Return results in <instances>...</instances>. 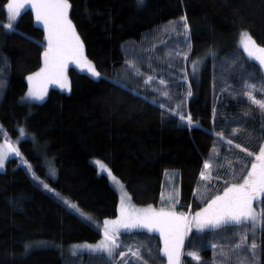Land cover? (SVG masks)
Listing matches in <instances>:
<instances>
[{
  "label": "trees",
  "instance_id": "1",
  "mask_svg": "<svg viewBox=\"0 0 264 264\" xmlns=\"http://www.w3.org/2000/svg\"><path fill=\"white\" fill-rule=\"evenodd\" d=\"M6 2L0 0V25L7 21ZM70 3V17L85 55L101 76L91 77L70 67L68 93L50 88L42 102L22 103L26 77L42 66L46 43L43 29L26 6L15 22V31L0 27V71L5 82L0 89V142L18 140L20 156L31 171L62 200L77 204L99 224L117 216L118 194L109 176L98 173L93 159L111 169L137 206H165L160 195L166 175L172 173L176 210L200 208L198 179L204 161L220 145L215 133L223 132L226 140L250 151L264 136L258 126L260 109L243 95L245 81L264 87V73L238 46L242 31L264 46V0H144L142 6L137 0ZM181 16L190 25L188 59L204 60L197 76L189 79L186 112L192 126L145 98H152L148 92L138 93L139 87L122 79L120 72L134 47L146 45L147 35ZM249 73L255 79H249ZM217 90L222 92L216 96ZM254 94L264 96L260 90ZM20 127L33 141L21 139ZM232 129H238L236 135ZM239 156L243 152L234 148L222 159ZM50 167L55 168L54 176ZM255 205L258 212L264 209V197ZM100 236L75 211L43 190L19 158L7 160L0 172V264H113L102 254L65 253L72 243H94ZM192 238L198 250L203 247L204 235ZM255 238L258 264H264V224ZM120 239L135 248L143 246L149 264H163V256H157L158 235L131 231ZM185 243V252L194 250L188 240ZM25 244L31 245L27 252ZM149 246L151 258L144 252ZM200 255L206 261L211 257L208 248ZM131 264L138 262L133 259ZM183 264L196 263L184 256Z\"/></svg>",
  "mask_w": 264,
  "mask_h": 264
},
{
  "label": "snow or ice",
  "instance_id": "2",
  "mask_svg": "<svg viewBox=\"0 0 264 264\" xmlns=\"http://www.w3.org/2000/svg\"><path fill=\"white\" fill-rule=\"evenodd\" d=\"M144 0H137L138 6H142ZM30 5L32 13H34L35 21L43 25L45 33L44 51L42 54L43 65L36 72L27 76L29 83L26 99L43 100L47 92L49 84H57L60 88L70 90V82L67 75L68 65L75 64L81 71H86L92 77L99 78L101 73L96 69L94 63L88 59L84 52V44L76 30V26L70 17L72 4L70 0H7L3 5V9L7 13V23L0 25L7 31H15V22L21 15L22 9ZM180 21L183 27L184 40L191 48L190 42V25L186 16H181ZM175 30V29H173ZM23 35V34H21ZM240 44L243 47L247 57L258 63L261 70H264V46L258 45L251 35L242 31L240 33ZM180 55V53H177ZM187 58V53H183ZM6 63V61H5ZM128 67L134 70V74H142L132 61L127 62ZM197 62L193 61V69L195 70ZM249 79H255L253 74L249 73ZM186 79V76L184 77ZM153 80L152 76L147 77L146 83ZM159 84L164 86L163 90H159L163 97H169L167 90V81L163 78L159 79ZM5 82L0 79V87H4ZM245 91L243 95L264 112V98H257L254 94L256 84L245 81L243 85ZM264 93V87L260 89ZM188 95H191L189 91ZM164 108V104L159 105ZM179 105H177V109ZM179 117V120L186 122L192 126L193 120L190 114L170 109ZM247 115V113H246ZM2 129V126H0ZM20 135L23 136L24 129H19ZM238 129H232V134L236 135ZM217 137L224 138L223 132L215 133ZM227 144L232 145L233 141L227 139ZM237 149H241L250 160H241L239 174H234L231 181L224 182L223 190L216 191L212 195L204 199V206L195 212H180L176 210L178 201L173 193H169L167 197L161 194V202L164 204L165 199L168 201L165 206L155 208L152 205L138 208L131 203V197L123 191L117 177L113 175L111 169L102 161L97 160L96 164L100 169L106 171L113 182L117 183L121 189L119 215L114 220L105 219L100 230L102 239L95 244H86L83 246L90 253H98L106 255L110 262H118V264H131L128 259V253L136 259L138 264H148V259L142 254L143 246L133 249L130 245L126 251H121L125 247L118 239L121 230L145 229L148 232H158L162 247L157 250V256L162 254L166 258V264H182V257L185 255L184 246L185 238L195 228L198 232L206 233L208 231L215 232L218 236L222 234V230L238 229L235 234L234 242L230 244L210 245L214 252L213 264H255L256 252L259 247L257 244L255 233L258 224H264V209L257 211L253 202L264 197V138L258 143V151H250L248 147L241 148V144L235 145ZM20 156V149L8 139L0 144V168H3L4 162L8 154ZM215 154V149H214ZM27 164V161H24ZM250 164V167L247 165ZM212 163L205 160L203 169L200 172L202 180L211 178ZM31 171V165H28ZM50 174L55 175V168L50 167ZM33 178L36 179L43 187L52 191L58 197L59 193L55 189L50 188L49 184L44 183L33 172ZM64 203L70 208L80 213L85 219H91L79 209L78 205L70 202L66 198ZM81 246H74L72 255H77ZM31 248L30 244H25L24 249L27 252ZM201 247L196 251L187 252V256L202 264L200 251ZM149 258L152 257L151 247L144 249Z\"/></svg>",
  "mask_w": 264,
  "mask_h": 264
},
{
  "label": "rangeland",
  "instance_id": "3",
  "mask_svg": "<svg viewBox=\"0 0 264 264\" xmlns=\"http://www.w3.org/2000/svg\"><path fill=\"white\" fill-rule=\"evenodd\" d=\"M28 7L30 8V5H28ZM33 16H34V13H33ZM7 22L8 21H6V23ZM34 22L39 27H41L43 29V25L35 21V17H34ZM6 23H4V24H6ZM173 29H175V30H173ZM144 44H146V45L143 46V44H140V46L134 47L135 50H133L129 54V57L126 60L125 65L120 70L122 79L126 80L127 82H130L131 84L138 86L139 87L137 90L138 93L141 92L142 90L148 92L149 95L152 96V98L149 96H145L143 94L142 95L145 98H147L149 101H153L158 105L164 104L165 106L163 109H167L168 111L170 109H175L176 111H179V112L183 113L184 115H188L186 112L187 111L186 110V102L188 101V99L190 97V95H188V93H189V91L191 92V88L189 85V79L191 76H193V77L197 76V73L200 71V69L203 66L204 60L188 59V54H189L190 49L188 48V45L184 40L182 22L180 20L177 22H170V23L166 24L165 26H162L160 29H157L156 31L155 30L152 31L149 35L146 36V41L144 42ZM238 46L243 51L245 56L247 57V53L244 52L243 47L240 44V34L238 37ZM177 53H180V55H178ZM183 53H187V58L184 57ZM128 61L134 62L136 67L140 70V73H142V74H134V70L130 69L128 67V64H127ZM193 61L197 62L195 70L193 69ZM255 63H257V62H255ZM42 65H43V62H42ZM70 67H74L78 71L91 76L86 71H81L79 68L76 67L75 64H72V63H70L68 65L67 75H68V70ZM262 72L264 73V70H262ZM28 75H30V74H28ZM149 76H152L153 80L146 83L147 77H149ZM185 76H186V79L184 78ZM160 78H163L167 81V90L169 92V97H167V98L163 97L160 94V91H158V89L159 90L164 89V86L159 84ZM0 79L4 80V75L1 71H0ZM68 79H69V77H68ZM26 82H27V90H26L24 96L22 97V103H24V104L42 102L45 99L47 92L50 88H56V89H59L63 92H66V93L69 92V89L60 88L59 85H57V84H49L47 86V92H46V95L44 96L43 100H28V99H26V94H27L28 88H29V83H28L27 77H26ZM177 85L179 86L178 89L176 87ZM173 86H175V90H174ZM126 87L128 88V86H126ZM261 88H262V86H261ZM261 88L257 87L256 90H260ZM0 89H1V87H0ZM221 92L222 91L217 90L216 96L220 95ZM261 98H264V96ZM177 105H179L178 109H177ZM170 112L175 114L172 111H170ZM258 112H260V115H258V120L260 122L259 123L260 125H258V126L260 127V130H262V129L264 130V112H262L261 110ZM21 128L24 129V127H20V129ZM24 133L25 134L23 136L20 135L21 139L26 138V139H30L33 141V137L30 134H28L25 129H24ZM263 138H264V136H263ZM5 139H8L11 143L15 144L16 146L18 144V140H13V139H9V138H5ZM217 140L220 143V145H218V146L216 145L215 154L213 151L211 157L206 159V160H210V162L213 165L212 172H211V178L209 180H202L200 177V174H199V179H198L199 183H198V188H197L198 189L197 190V199H198V202H200L202 204L201 207L204 206V199H206L208 196L212 195L214 192H216L218 190L222 191L223 186H224V182L226 180L231 181L234 174H239L242 159L243 160H250L251 159V158H248L246 156V153H244L242 150H241L243 152L242 157L239 156V157H234L231 159L229 158L228 160L222 159L224 157H227L229 152H233L234 148H236V147L233 143H232V145H228L226 142L227 140L225 138L221 139L220 137H217ZM4 141L5 140L1 141L0 144H3ZM223 150H225V151H223ZM254 151H258V146ZM234 155H236V154H233L230 157H232ZM14 156H15V154H11V153L8 154V156L4 162L3 168H0V172L4 171L5 164H6L7 160L14 157ZM97 160L98 159H93L92 163L95 166V168L97 169L98 173L99 174L106 173L108 175V173L106 171L100 169V167L96 164ZM223 160H226V161L223 162ZM247 166L250 167V164H248ZM202 169H203V167H202ZM174 180H175V176L172 173H168L166 175L165 181H164V190L161 192V194L163 193L164 196L167 197V195L169 193H173L175 199L178 201L177 191L174 190V188H175ZM118 181L122 184V182L119 179H118ZM111 185L113 186V188H116L118 186L120 189V186L117 183L113 182L112 179H111ZM117 189L118 188H116V191H117ZM123 191L128 194V192L126 191L125 188H123ZM117 193L119 196H121L120 192L117 191ZM160 202H161V195H160ZM167 203H168V201L165 199L164 204H167ZM176 205H178V203ZM135 206L138 208H142V206H137V205H135ZM253 206L258 211V209L255 207L256 206L255 201L253 202ZM198 210H199V208L192 210L191 212H195ZM189 211H190V209L187 210V212H189ZM259 226H260V224L257 225V230H258ZM132 230H136V229H132ZM257 230H256L255 235L257 234ZM127 231H131V230H127ZM145 231H147V230H145ZM238 231H239L238 229L222 230V234L218 236L215 232H212V231L202 233V232H198L195 228H193L192 231L185 238V242L188 240V244H189L188 246L192 247L194 249L192 251L198 250L197 246H195L196 240H193L194 237L190 240H189V237H190V235H192V236L193 235H195V236L204 235L203 249L208 248L210 250V256L211 257L208 258L207 261L202 259V264H213L214 252L211 249L210 245L212 243H216V244L233 243L234 238H235V234L238 233ZM150 233L158 234V236H159L158 232H150ZM86 244H95V243H72L65 248V251H66L65 253L72 255L74 246H77V245L81 246L80 249L78 250V254L90 253L86 249L83 248V246ZM127 246H129V245H127ZM188 246H187V249H188ZM161 247H162V243H161ZM132 248L135 249V247H132ZM122 251H124V250L122 249ZM184 251H186V250L184 249ZM185 256H187V252H185ZM187 257H189V256H187ZM189 258L191 260H193L191 257H189ZM193 261L196 264H200V262H197L195 260H193ZM255 264H258L257 252H256Z\"/></svg>",
  "mask_w": 264,
  "mask_h": 264
},
{
  "label": "crops",
  "instance_id": "4",
  "mask_svg": "<svg viewBox=\"0 0 264 264\" xmlns=\"http://www.w3.org/2000/svg\"><path fill=\"white\" fill-rule=\"evenodd\" d=\"M109 178H110V177H109ZM110 184H111V178H110ZM111 186H112V185H111ZM112 188H113V186H112ZM116 188H118L117 191L121 193V189H119L118 186H117ZM116 188H113V189L116 191ZM117 191H116V192H117ZM120 193H119V194H120ZM117 194H118V193H117ZM119 199H120V196L118 195L117 216L119 215V211H118V209H119V202H120ZM131 203H132V201H131ZM132 204H133V203H132ZM117 216H116V217H117ZM116 217L113 218V219H109V220H114V219H116ZM102 224H103V223H102ZM136 230H144V229H136ZM131 231H134V230H131ZM144 231H145V230H144ZM124 232H129V231H127V230H123V229H122V230H121V234L124 233ZM121 234H120V235H121ZM100 239H102V235H101L100 238H99L96 242H94V243H97ZM159 240H160V239H159ZM160 247H161V242H160ZM184 253H185V251H184ZM92 254H94V253H92ZM96 254H98V253H96ZM161 255H162V254H161ZM104 256H106V255H104ZM163 258H164V262H163V264H166V258H165V257H163ZM107 259H108V258H107ZM113 264H118V262H113Z\"/></svg>",
  "mask_w": 264,
  "mask_h": 264
},
{
  "label": "built area",
  "instance_id": "5",
  "mask_svg": "<svg viewBox=\"0 0 264 264\" xmlns=\"http://www.w3.org/2000/svg\"><path fill=\"white\" fill-rule=\"evenodd\" d=\"M43 187V186H42ZM44 188V187H43ZM45 190H47V189H45ZM50 194H52L53 196H55V197H57V195H55L52 191H49V190H47Z\"/></svg>",
  "mask_w": 264,
  "mask_h": 264
},
{
  "label": "bare ground",
  "instance_id": "6",
  "mask_svg": "<svg viewBox=\"0 0 264 264\" xmlns=\"http://www.w3.org/2000/svg\"><path fill=\"white\" fill-rule=\"evenodd\" d=\"M154 83V82H153ZM151 85V84H150ZM156 88V87H155ZM63 199V198H62ZM177 209V208H176Z\"/></svg>",
  "mask_w": 264,
  "mask_h": 264
}]
</instances>
